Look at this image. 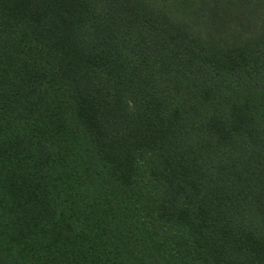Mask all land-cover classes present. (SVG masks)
<instances>
[{
	"label": "trees",
	"instance_id": "1",
	"mask_svg": "<svg viewBox=\"0 0 264 264\" xmlns=\"http://www.w3.org/2000/svg\"><path fill=\"white\" fill-rule=\"evenodd\" d=\"M0 264H264V0H0Z\"/></svg>",
	"mask_w": 264,
	"mask_h": 264
}]
</instances>
